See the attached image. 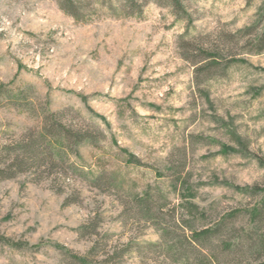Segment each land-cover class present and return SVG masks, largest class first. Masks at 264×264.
Listing matches in <instances>:
<instances>
[{
	"label": "rangeland",
	"instance_id": "rangeland-1",
	"mask_svg": "<svg viewBox=\"0 0 264 264\" xmlns=\"http://www.w3.org/2000/svg\"><path fill=\"white\" fill-rule=\"evenodd\" d=\"M180 1L0 0V264L251 262L222 243L264 184V0ZM26 141L42 167L10 169Z\"/></svg>",
	"mask_w": 264,
	"mask_h": 264
},
{
	"label": "trees",
	"instance_id": "trees-1",
	"mask_svg": "<svg viewBox=\"0 0 264 264\" xmlns=\"http://www.w3.org/2000/svg\"><path fill=\"white\" fill-rule=\"evenodd\" d=\"M62 7L68 11H71L73 8L74 0H60ZM160 1V0H156ZM169 5H171L172 9L174 10L176 15L182 16L183 13L185 14L182 3L180 0H163ZM257 24L258 25V32L254 34V39L252 42L255 45L256 52L261 53L264 51V1L259 6L257 10ZM211 57H216L215 53H209ZM216 61V60H215ZM203 65V64H202ZM205 65V64H204ZM201 66V65H200ZM202 67V66H201ZM50 121L51 125H47ZM43 130L41 136L45 138L51 131V129H55L62 140L69 139L70 137H74L76 142L82 141L83 137H85L79 131H70L66 129L61 122L56 120L53 113H49V115H45L43 120ZM43 144L38 142H31L26 141L22 144L18 145V148L14 152V156L12 159V163L10 164V169H21L19 171H24L28 168H23L24 166L27 167H36L41 168L43 164H41V160L39 159V155L43 154L40 151V148ZM60 150L56 147L52 150L51 155L58 158L60 156ZM30 165V166H29ZM54 167L53 163H51ZM45 167V166H44ZM23 168V169H22ZM248 192L253 194L254 196H258V202L250 209L246 210L248 215V226L246 228H241L233 234L234 238L226 240L222 243V248L224 252L232 253L235 251L240 250L242 246H247V251L250 255V263L249 264H264V184L257 185L255 184L252 186ZM227 216L223 217L220 221L217 222L216 225L213 227L205 228L200 231H193L191 233V241L190 244L197 246H201L202 248L205 247L206 241L218 233L220 230L223 229L227 222ZM0 242L4 244H8L13 247H23L21 243L12 242L10 239L0 236ZM196 244H194V243ZM80 264H90L89 260L86 258L78 259ZM214 261V262H213ZM199 264H219L217 258L214 256L213 260L207 259V262H201Z\"/></svg>",
	"mask_w": 264,
	"mask_h": 264
}]
</instances>
